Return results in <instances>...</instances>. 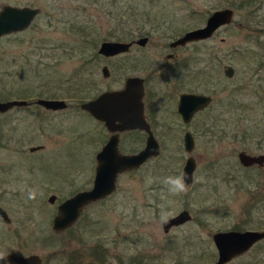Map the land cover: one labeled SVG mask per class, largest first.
<instances>
[{"label":"rangeland","instance_id":"374dc122","mask_svg":"<svg viewBox=\"0 0 264 264\" xmlns=\"http://www.w3.org/2000/svg\"><path fill=\"white\" fill-rule=\"evenodd\" d=\"M4 3L40 12L26 29L0 39V100L60 98L67 107L52 111L32 102L0 112V206L11 219L0 216V251L37 253L42 264H212L213 233L264 228V168H245L237 157L240 150L264 153V0ZM223 7L234 10L231 23L210 38L169 46ZM142 36L148 39L139 45ZM132 39L126 52H97L104 40ZM175 51L177 58L166 57ZM227 64L232 77L224 74ZM131 75L146 79L160 152L120 173L111 194L55 232L58 203L92 186L95 153L108 135L79 103L122 88ZM181 92L212 97L187 124L176 111ZM186 130L194 137L190 152L183 146ZM144 136L125 132L121 151H138ZM37 145L43 148L29 151ZM188 156L195 159L194 179L186 192L170 195L159 180L182 174ZM162 209L167 219L182 209L191 218L164 231ZM226 264H264V239Z\"/></svg>","mask_w":264,"mask_h":264},{"label":"water","instance_id":"95a60500","mask_svg":"<svg viewBox=\"0 0 264 264\" xmlns=\"http://www.w3.org/2000/svg\"><path fill=\"white\" fill-rule=\"evenodd\" d=\"M40 12V8L31 6H15L11 4H1L0 7V37L5 34L26 29ZM234 10L230 7H223L212 11L206 18L205 24L186 30L183 34L170 41L169 46L183 45L187 42L208 38L213 31L221 26L232 22ZM147 36L139 37L136 42L145 44ZM131 41L104 40L100 43L97 52L109 56L129 49ZM104 76L109 75L107 66L102 67ZM224 73L228 77L233 75V67L225 65ZM144 87L143 79L138 76L127 77L123 87L109 89L100 92L94 98L80 102L79 107L91 116L104 123L108 131L111 132L108 140L102 145L96 154L97 166L95 178L89 189L79 190L67 197L57 205L56 214L52 220V229L55 232H62L67 227L72 226L81 215L86 205L91 202L105 198L111 194L117 185V177L120 173L138 169L148 158L156 156L160 152V145L155 138L145 115V104L143 101ZM212 98L209 95L182 93L179 97L178 111L185 122L193 114L208 106ZM48 109H63L67 107L64 99L59 98H38L36 101ZM25 99L0 100V112H5L14 106L26 105ZM139 129L147 133L145 144L138 151L133 153H123L119 150V132ZM194 147V138L190 132L184 136V149L190 152ZM39 146H32L29 149L35 150ZM238 159L244 166L257 164L264 167V154H251L245 150L238 153ZM195 169V159L188 156L185 159L182 174L188 173L193 177ZM191 185L192 179H188ZM55 194L48 197L49 202H53ZM0 215L3 221L9 223L10 218L3 207L0 206ZM191 218L187 209L179 211L176 215L163 221L164 231H168L171 226L180 225ZM264 237V230H225L216 231L212 235L214 245L217 249V258L212 264H224L234 257L247 251L253 243ZM10 254L9 260L15 264H42L43 260L37 253L27 255L16 252H5Z\"/></svg>","mask_w":264,"mask_h":264},{"label":"flooded vegetation","instance_id":"af4514ba","mask_svg":"<svg viewBox=\"0 0 264 264\" xmlns=\"http://www.w3.org/2000/svg\"><path fill=\"white\" fill-rule=\"evenodd\" d=\"M0 7H1V5H0ZM214 10H216V9H214ZM213 10V11H214ZM212 12V11H211ZM221 26H224V25H221ZM221 26H219V27H217L214 31H213V33H212V35L211 36H213L214 35V33H215V31L216 30H218ZM184 33V32H183ZM182 33V34H183ZM11 34V33H10ZM7 34H5V35H3V36H1L0 37V39L1 38H3V37H5ZM211 36H209V38L211 37ZM139 38V37H138ZM137 38V39H138ZM177 38V37H176ZM205 39H207V38H205ZM174 40V39H173ZM202 39H200V40H198V41H201ZM204 40V39H203ZM132 43H133V41L135 42V40H130ZM129 41V42H130ZM190 42H193V41H190ZM132 43H131V45H132ZM146 43V42H145ZM187 43H189V42H187ZM187 43H185V44H187ZM185 44H183V45H185ZM131 45H130V47H131ZM140 45V44H139ZM144 45V44H143ZM183 45H177V46H174V47H171V48H175V47H178V46H183ZM130 47H129V49H130ZM128 49V50H129ZM127 50V51H128ZM126 52V51H125ZM104 56V55H103ZM177 56H178V53L175 51V52H171V53H168L167 54V58H177ZM103 66H107V65H103ZM102 66V67H103ZM102 67H101V71H102ZM224 67H225V65H224ZM107 68H108V66H107ZM108 70H109V68H108ZM223 71H224V68H223ZM225 74V73H224ZM233 74H234V68H233ZM102 75H103V72H102ZM104 76V75H103ZM109 76V75H108ZM108 76H104V77H108ZM131 76H138V77H140V78H142L143 79V87H144V96H143V101H144V104H145V115H146V119H147V121H148V123H149V125H150V128H151V130H152V132H153V134H154V129H153V125H154V122H153V120L151 119V117L149 118L148 117V115H147V102L145 101V97H146V89H145V82H146V79L144 78V77H141V76H139V75H131ZM227 76V75H226ZM233 76V75H232ZM231 76V77H232ZM128 77H130V76H128ZM228 77V76H227ZM127 78V77H126ZM125 78V79H126ZM109 90V89H108ZM182 93H194V92H181V93H179L178 94V98H177V104H176V111H177V113H179V111H178V102H179V97H180V95L182 94ZM195 94H203V93H195ZM204 95H207V94H205L204 93ZM97 96V95H96ZM210 96V95H209ZM95 97V96H94ZM93 97V98H94ZM40 98H42V97H40ZM212 98V97H211ZM38 99V98H37ZM37 99L35 100V101H29V100H27V99H25V100H27V104L26 105H22V106H28V105H30L32 102H34L35 104H37V105H39V106H42L41 104H38L36 101H37ZM60 99V98H59ZM212 101V100H211ZM211 103V102H210ZM210 103L208 104V106H206V107H204L203 109H205V108H207V107H209V105H210ZM80 104V103H79ZM43 108H45L44 106H42ZM12 109V108H11ZM45 109H48V108H45ZM203 109H201V110H203ZM48 110H52V111H55V110H58V109H48ZM201 110H198V111H196L194 114H193V116L189 119V121H187V122H185L184 120H183V118H182V115L179 113V115H180V117H181V119H182V122L183 123H185V124H187V123H189L190 121H191V119L194 117V115L197 113V112H199V111H201ZM93 117V116H92ZM94 118V117H93ZM96 119V118H95ZM97 120V119H96ZM99 122H101L102 124H103V126H104V128H105V130H106V132H107V136H106V138H105V140H104V142H103V144L108 140V138H109V136L111 135V132L110 131H108L107 130V128L105 127V125H104V123L102 122V121H100V120H98ZM128 131H136V132H139V133H142V134H145V139H146V136H147V133L145 132V131H143V130H139V129H133V130H126V131H121V132H119V143H118V147H119V150L121 151V149H120V143H121V140H122V136H123V134L125 133V132H128ZM186 132H190L191 133V131H189V130H186L185 132H184V134H183V146H184V136H185V133ZM192 134V133H191ZM155 136V135H154ZM192 136H193V134H192ZM156 138V137H155ZM194 138V137H193ZM102 144V145H103ZM144 144H145V142H144ZM102 145H101V147H102ZM37 146H39L40 148H43V145H37ZM32 147V146H31ZM100 147V148H101ZM40 148H38V149H40ZM35 150H37V149H35ZM100 149H98V151H99ZM29 151H31L30 149H29ZM33 151V150H32ZM98 151H96V153H95V160H96V164H95V167H94V176H93V180H94V178H95V171H96V166H97V164H98V162H97V159H96V154H97V152ZM186 151V150H185ZM240 151H243V150H240ZM239 151V152H240ZM245 151H247V150H245ZM122 152V151H121ZM136 152V151H135ZM238 152V153H239ZM248 152V151H247ZM123 153H126V152H123ZM132 153V152H131ZM250 153V152H249ZM251 154H253V153H251ZM258 154H261V153H258ZM262 154H264V153H262ZM157 156V155H156ZM152 157H154V156H152ZM152 157H150V158H152ZM237 157H238V154H237ZM149 159V158H148ZM239 160V159H238ZM239 163H240V161H239ZM144 164V163H143ZM241 164V163H240ZM242 165V164H241ZM243 167H245V168H249V167H252V166H257L258 168H260L257 164H254V165H251V166H244V165H242ZM264 168V167H263ZM260 169H262V168H260ZM92 183H93V181H92ZM76 193V192H75ZM71 196V195H70ZM69 197V196H68ZM67 198V197H66ZM66 198H64V199H66ZM63 199V200H64ZM103 199V198H102ZM63 200H61V201H63ZM60 201V202H61ZM59 202V203H60ZM84 210V209H83ZM183 210V209H182ZM83 212V211H82ZM1 216V215H0ZM2 218V217H1ZM10 218V217H9ZM11 220V219H10ZM71 227V226H70ZM67 228H69V227H67ZM66 228V229H67ZM66 229H64V230H66ZM63 230V231H64ZM237 230H239V229H237ZM243 230H264V228L263 229H243ZM240 231H242V230H240ZM264 239V237L263 238H261V239H259V240H257L255 243H253L252 245H251V247L252 246H254L255 244H257L258 242H260V241H262ZM214 243V242H213ZM244 253V252H243ZM42 258V257H41ZM43 260V259H42ZM229 262V261H228ZM227 262H225L224 264H226ZM11 264H15V263H11Z\"/></svg>","mask_w":264,"mask_h":264},{"label":"clouds","instance_id":"9594fccd","mask_svg":"<svg viewBox=\"0 0 264 264\" xmlns=\"http://www.w3.org/2000/svg\"><path fill=\"white\" fill-rule=\"evenodd\" d=\"M194 179L190 177L188 173H183L180 175H168L159 180L163 187L167 190L170 195H180L188 190L190 185L188 184V179ZM153 180L149 178L147 184L150 186ZM29 198H34V192L29 193ZM168 213L166 211H161V218L166 221ZM8 253L0 251V264H11L9 260Z\"/></svg>","mask_w":264,"mask_h":264},{"label":"trees","instance_id":"16d2710c","mask_svg":"<svg viewBox=\"0 0 264 264\" xmlns=\"http://www.w3.org/2000/svg\"><path fill=\"white\" fill-rule=\"evenodd\" d=\"M83 28H86V27H83Z\"/></svg>","mask_w":264,"mask_h":264}]
</instances>
